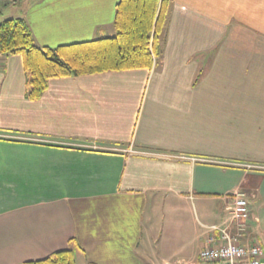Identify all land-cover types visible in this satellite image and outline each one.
<instances>
[{"label": "crops", "instance_id": "crops-1", "mask_svg": "<svg viewBox=\"0 0 264 264\" xmlns=\"http://www.w3.org/2000/svg\"><path fill=\"white\" fill-rule=\"evenodd\" d=\"M118 1L12 0L7 19L54 49L114 36ZM165 2L151 69L54 78L29 100L21 58L0 57V264L68 247L75 264H190L222 230L264 247V0Z\"/></svg>", "mask_w": 264, "mask_h": 264}, {"label": "trees", "instance_id": "trees-1", "mask_svg": "<svg viewBox=\"0 0 264 264\" xmlns=\"http://www.w3.org/2000/svg\"><path fill=\"white\" fill-rule=\"evenodd\" d=\"M166 5L165 0H119L114 36L54 49L37 47L25 20L6 19L0 23V57L21 58L29 100L40 98L54 78L151 69L160 59ZM24 264H75L74 251L68 247Z\"/></svg>", "mask_w": 264, "mask_h": 264}, {"label": "built area", "instance_id": "built-area-1", "mask_svg": "<svg viewBox=\"0 0 264 264\" xmlns=\"http://www.w3.org/2000/svg\"><path fill=\"white\" fill-rule=\"evenodd\" d=\"M232 218L238 223V230L245 228L249 218L247 201L243 194H237L233 201ZM220 244H208L202 248L197 259L190 264H264V247L237 244L225 230L221 231Z\"/></svg>", "mask_w": 264, "mask_h": 264}, {"label": "rangeland", "instance_id": "rangeland-1", "mask_svg": "<svg viewBox=\"0 0 264 264\" xmlns=\"http://www.w3.org/2000/svg\"><path fill=\"white\" fill-rule=\"evenodd\" d=\"M18 12L19 9L15 8L14 4H12V0L10 3H7L6 0L0 1V22L4 19L16 16ZM1 58H3V56ZM191 217L196 220L195 215H191ZM191 217L190 219H192ZM173 252L170 250L157 252L155 256L151 257L150 264H185L184 262L187 256H185V254H175Z\"/></svg>", "mask_w": 264, "mask_h": 264}]
</instances>
